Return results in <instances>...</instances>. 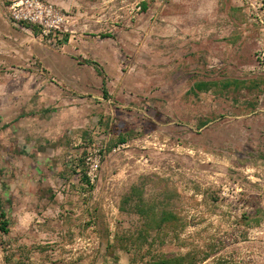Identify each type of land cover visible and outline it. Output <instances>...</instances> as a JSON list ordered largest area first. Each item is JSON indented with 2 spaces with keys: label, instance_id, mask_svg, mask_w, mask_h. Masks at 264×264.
Listing matches in <instances>:
<instances>
[{
  "label": "rangeland",
  "instance_id": "rangeland-1",
  "mask_svg": "<svg viewBox=\"0 0 264 264\" xmlns=\"http://www.w3.org/2000/svg\"><path fill=\"white\" fill-rule=\"evenodd\" d=\"M29 1L0 0V264H264V0Z\"/></svg>",
  "mask_w": 264,
  "mask_h": 264
},
{
  "label": "trees",
  "instance_id": "trees-1",
  "mask_svg": "<svg viewBox=\"0 0 264 264\" xmlns=\"http://www.w3.org/2000/svg\"><path fill=\"white\" fill-rule=\"evenodd\" d=\"M204 88V84L199 83L194 86L195 90L201 91ZM103 95L107 96V89L105 86V81H103ZM124 142V140H121ZM87 183H89L86 179V175L83 177ZM163 222L168 221L167 217H163ZM10 232V221L7 217V212L5 209V202L2 199L1 193H0V233L3 235L8 234ZM191 256H185V257H176L172 259H166L162 260L156 264H185L188 261H191Z\"/></svg>",
  "mask_w": 264,
  "mask_h": 264
},
{
  "label": "built area",
  "instance_id": "built-area-1",
  "mask_svg": "<svg viewBox=\"0 0 264 264\" xmlns=\"http://www.w3.org/2000/svg\"><path fill=\"white\" fill-rule=\"evenodd\" d=\"M29 0H21L20 4L29 3ZM19 4H14L13 8H16ZM16 18H19L17 14H15ZM261 59L264 61V52L262 54ZM102 155L101 150L98 149L95 151L94 157H92V154L88 155L85 158V164L87 167L86 177L87 181L91 184H93L96 181L97 178V172L101 163Z\"/></svg>",
  "mask_w": 264,
  "mask_h": 264
}]
</instances>
